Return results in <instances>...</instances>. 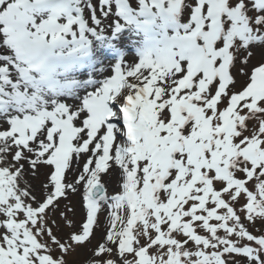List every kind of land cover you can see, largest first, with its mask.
Instances as JSON below:
<instances>
[{"label":"snow or ice","instance_id":"6c2138e0","mask_svg":"<svg viewBox=\"0 0 264 264\" xmlns=\"http://www.w3.org/2000/svg\"><path fill=\"white\" fill-rule=\"evenodd\" d=\"M0 264H264V0H0Z\"/></svg>","mask_w":264,"mask_h":264}]
</instances>
